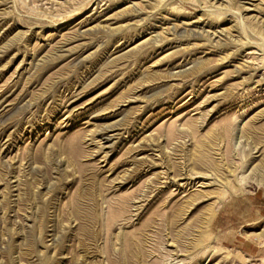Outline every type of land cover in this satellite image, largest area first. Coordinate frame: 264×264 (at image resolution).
Listing matches in <instances>:
<instances>
[{"label": "rangeland", "instance_id": "374dc122", "mask_svg": "<svg viewBox=\"0 0 264 264\" xmlns=\"http://www.w3.org/2000/svg\"><path fill=\"white\" fill-rule=\"evenodd\" d=\"M133 263L264 264V0H0V264Z\"/></svg>", "mask_w": 264, "mask_h": 264}, {"label": "bare ground", "instance_id": "6f19581e", "mask_svg": "<svg viewBox=\"0 0 264 264\" xmlns=\"http://www.w3.org/2000/svg\"><path fill=\"white\" fill-rule=\"evenodd\" d=\"M127 250V249H126ZM128 252V251H127ZM126 253V252H125ZM129 253V252H128ZM133 253V252H132ZM128 255V254H127ZM127 257V256H126ZM130 257V256H129ZM134 264V263H133Z\"/></svg>", "mask_w": 264, "mask_h": 264}]
</instances>
